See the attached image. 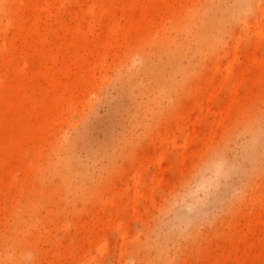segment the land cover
<instances>
[{"label": "rangeland", "instance_id": "1", "mask_svg": "<svg viewBox=\"0 0 264 264\" xmlns=\"http://www.w3.org/2000/svg\"><path fill=\"white\" fill-rule=\"evenodd\" d=\"M0 0V264H264V0Z\"/></svg>", "mask_w": 264, "mask_h": 264}, {"label": "bare ground", "instance_id": "2", "mask_svg": "<svg viewBox=\"0 0 264 264\" xmlns=\"http://www.w3.org/2000/svg\"><path fill=\"white\" fill-rule=\"evenodd\" d=\"M177 0H123L124 8L129 10L128 16L140 18L142 21L151 23L156 18L162 17L173 10V3Z\"/></svg>", "mask_w": 264, "mask_h": 264}]
</instances>
